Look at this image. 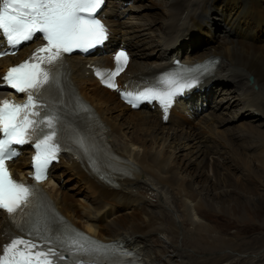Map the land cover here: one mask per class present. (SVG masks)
<instances>
[{
  "label": "bare ground",
  "instance_id": "6f19581e",
  "mask_svg": "<svg viewBox=\"0 0 264 264\" xmlns=\"http://www.w3.org/2000/svg\"><path fill=\"white\" fill-rule=\"evenodd\" d=\"M126 1L107 0L102 13L115 34V42L122 41L131 50L128 75L150 74L173 56L185 60L219 58L214 75L201 92L203 97L193 94L190 112L185 111L198 118V126H193L182 112L181 102L171 109L165 124L160 122L156 109L127 108L114 92L99 86L87 74L85 64L89 58L71 55L72 85L104 123L105 141L115 154L111 160H104L108 151L98 147L103 168L123 174H116V186L109 185L91 173L82 157L64 154L58 165H51L53 181L43 183L42 188L72 223L102 240L126 243L144 264H264V237L246 239L241 230L226 233L225 228L217 229L202 221L201 216L208 210L215 214L234 212L222 203L238 202L228 195L231 190L226 186L235 168L240 191L252 193L238 177L253 176L254 180H248L264 184V0H150L149 16H162L154 27L156 51H148V43L141 45L122 30L120 18L126 12L120 7ZM141 7L135 5L133 9ZM32 45L22 49L27 51ZM22 56L1 59L0 73L5 65ZM224 84L229 85L223 87L229 90L227 101L223 102L218 94L222 102L217 109L203 108L215 101L213 88ZM176 107L181 112L174 113ZM232 110L234 115L230 114ZM211 135H219L221 141ZM173 145L179 149L183 145L187 151L174 156ZM27 163L28 157L22 155L11 163L12 169L24 173ZM60 165L63 170L57 172ZM191 166L195 178L183 172ZM65 176H75L87 205L76 204L78 198L71 192L72 187L64 184L62 188V182L69 181L68 177L62 179ZM245 198V203L252 202ZM217 199L220 206L215 204ZM241 216L254 220L246 211ZM5 218L0 211V226Z\"/></svg>",
  "mask_w": 264,
  "mask_h": 264
},
{
  "label": "snow or ice",
  "instance_id": "6c2138e0",
  "mask_svg": "<svg viewBox=\"0 0 264 264\" xmlns=\"http://www.w3.org/2000/svg\"><path fill=\"white\" fill-rule=\"evenodd\" d=\"M103 3L104 0H0V34L10 47L38 38L37 34H42L43 40L46 41V44L37 48L28 60L9 68L2 78L8 87L27 95L23 104L0 101V209H4L10 218L14 219L18 210L29 207L36 191L9 176L5 161L15 154L11 146L34 141V178H46L45 169L50 161L56 159L59 151L60 121L55 112L41 111V108L47 109L49 106L38 101L50 96L54 87L59 84L56 69L62 64L63 53H70L74 49L87 51L107 39L105 26L95 15ZM5 54L8 53H0ZM115 60L116 70L110 74L113 77L122 71L123 64L127 63L126 53H117ZM97 74L100 75L99 70ZM101 79H104L103 76ZM106 83L108 87L115 88L111 79ZM160 83L166 87H146L143 91L135 93L123 91L121 96L133 107L137 106V101L158 100L166 112L173 97L185 87H191V84L183 83L179 76L165 77ZM79 143L83 148V141ZM65 235L66 240L59 236L57 238L61 243L70 241L69 246H74L75 253L80 257L115 254L113 246L99 245L79 232L74 236ZM37 247L32 241L12 239L0 253V264H57L58 260L64 259L63 254L53 247L36 250ZM76 264L97 262L95 259L86 261L78 258ZM106 264L119 262L113 260L107 261Z\"/></svg>",
  "mask_w": 264,
  "mask_h": 264
},
{
  "label": "rangeland",
  "instance_id": "374dc122",
  "mask_svg": "<svg viewBox=\"0 0 264 264\" xmlns=\"http://www.w3.org/2000/svg\"><path fill=\"white\" fill-rule=\"evenodd\" d=\"M136 1L139 2L140 0H136ZM141 1H142L141 2L142 7L140 9L141 12L142 13L145 12V14L149 15L147 13V10H148V5L151 4L150 0H141ZM150 17H152V19L154 20L155 24L157 22H159L161 20V18H162L161 15H153V16H150ZM217 35H218V33H217ZM145 36H146V38L148 37V33H146V31H145ZM249 76H251V75H249ZM218 94L219 93L217 92L216 95H218ZM219 95L222 96V94H219ZM220 96H216V98H218V100H219ZM225 96H228V95H225ZM225 107H226V105L223 106V108H225ZM224 113H227V112L224 111ZM233 113H234V110H232L230 112V114L234 115ZM220 115H222V114H220ZM232 118H233V116L231 117V119ZM191 121L193 123L192 124L193 126L194 125L196 127L198 126V123H197L198 119L191 120ZM236 121H237V119H236ZM236 121H234L233 123H235ZM232 127L234 129H236V125H233ZM240 130H244V129H240ZM211 136H212V138H214V139L216 138L217 140L221 141V137L219 135H216V136L211 135ZM207 137H210V135H207ZM173 147L174 148H172V150H175V151H173L174 152V156H178L180 154L185 153V151H187V148H183V145H180V149L177 147V145H173ZM166 150H169V149L166 148L165 151ZM179 160L180 159H176V161L178 163H179ZM255 167H256V165H255ZM62 169H63V167H59L57 170L61 171ZM183 172L187 176L189 174L190 177L195 178L194 177L195 176L194 167L191 166L186 171H183ZM206 173H208L209 174L208 176L211 177V171L207 170ZM237 175H238V173H237V170L235 168L233 173H230L229 179L227 181L228 185H226V186H228V188H230V190H231L228 195L231 196L234 199H237L238 202H234V201L227 202L226 201L225 203H222V205L228 206L229 208L232 207V211H234V212H232L231 215H228L227 213L226 214L225 213L215 214L214 211L208 210V211H205L204 213H202V215H201L202 216V221H204L207 224H209L211 226H214V227H216L217 229H220V230H223L225 228L224 231L226 233H231V232H234L236 230H241V231H243L242 235L246 239L250 238L251 236H255V235L264 237V234H263L264 233V222H263L264 221V184H260L259 182H255V181L252 182L251 180H254L253 176L251 178H248V179H251V180H248L247 178L243 179L242 177L241 178L238 177L237 179L240 180L241 183L244 184L246 187L248 186L249 190L252 191V193H245L243 191H240L239 188H238V184H237V181H236ZM66 177H68V176H65L63 179L66 180ZM68 178H69V181L66 180L65 183L62 182V185L64 186V184H66L67 188H71L72 187L73 189H72L71 192L73 193V195L75 196L76 199L78 198L77 199V201H78L77 203L82 204V205H84V204L87 205L86 198H84L82 196V193H79L80 192V188L78 186V183L75 181V178H73L72 176L68 177ZM245 196H246L247 200L248 199H252V202H250L248 204L245 203L244 202L245 201L244 200ZM177 200H178V198H177ZM218 200L219 199H217L215 201L216 202L215 204L220 206V204H219L220 201H218ZM261 201H262V203H261ZM244 211L249 212L251 215H253L254 220L253 221H247V219H243L242 217H245V216H241V212H244ZM237 215H238V217H237ZM189 230H191V229L189 228ZM163 238L164 237H162V239ZM248 259L252 260V257H248Z\"/></svg>",
  "mask_w": 264,
  "mask_h": 264
}]
</instances>
